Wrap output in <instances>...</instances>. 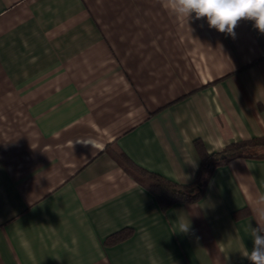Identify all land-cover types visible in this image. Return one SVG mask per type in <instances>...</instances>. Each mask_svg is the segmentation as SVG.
<instances>
[{
  "label": "crops",
  "instance_id": "obj_1",
  "mask_svg": "<svg viewBox=\"0 0 264 264\" xmlns=\"http://www.w3.org/2000/svg\"><path fill=\"white\" fill-rule=\"evenodd\" d=\"M262 136L254 21L228 34L170 0H0V264H252L264 159L168 207L118 159L187 185L202 154Z\"/></svg>",
  "mask_w": 264,
  "mask_h": 264
},
{
  "label": "trees",
  "instance_id": "obj_2",
  "mask_svg": "<svg viewBox=\"0 0 264 264\" xmlns=\"http://www.w3.org/2000/svg\"><path fill=\"white\" fill-rule=\"evenodd\" d=\"M196 143H199L196 141ZM237 157H253L264 159V136L231 143L220 152L201 157L200 168L196 179L191 184L183 185L173 182L157 173H152L138 167H129L127 159H118L127 171L132 172L139 182L153 193L163 207L174 203H196L204 195L206 185L213 170ZM134 171V172H133ZM121 235H116L120 239Z\"/></svg>",
  "mask_w": 264,
  "mask_h": 264
},
{
  "label": "clouds",
  "instance_id": "obj_3",
  "mask_svg": "<svg viewBox=\"0 0 264 264\" xmlns=\"http://www.w3.org/2000/svg\"><path fill=\"white\" fill-rule=\"evenodd\" d=\"M171 7L181 16L195 14L206 18L209 25L221 33L233 34L241 19L254 21V26L264 33V0H170ZM99 148V145H96ZM187 230V225H181ZM254 247L244 255L252 264H264V236L254 231Z\"/></svg>",
  "mask_w": 264,
  "mask_h": 264
}]
</instances>
